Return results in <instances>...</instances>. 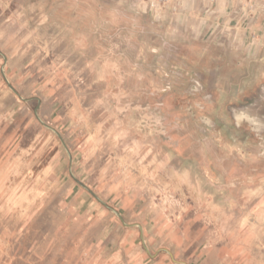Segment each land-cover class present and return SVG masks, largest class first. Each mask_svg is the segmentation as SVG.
<instances>
[{
	"label": "rangeland",
	"instance_id": "1",
	"mask_svg": "<svg viewBox=\"0 0 264 264\" xmlns=\"http://www.w3.org/2000/svg\"><path fill=\"white\" fill-rule=\"evenodd\" d=\"M257 4L0 0V264H264Z\"/></svg>",
	"mask_w": 264,
	"mask_h": 264
},
{
	"label": "flooded vegetation",
	"instance_id": "2",
	"mask_svg": "<svg viewBox=\"0 0 264 264\" xmlns=\"http://www.w3.org/2000/svg\"><path fill=\"white\" fill-rule=\"evenodd\" d=\"M264 100V98H263ZM245 109H249L248 113L243 117L248 123L254 124L256 126L257 131H264V101H258L257 103L250 104L245 107Z\"/></svg>",
	"mask_w": 264,
	"mask_h": 264
},
{
	"label": "crops",
	"instance_id": "3",
	"mask_svg": "<svg viewBox=\"0 0 264 264\" xmlns=\"http://www.w3.org/2000/svg\"><path fill=\"white\" fill-rule=\"evenodd\" d=\"M248 1L249 0H247V2ZM254 1H255L256 5H258L257 3H260L261 6H258V7L256 6V8H254V7L252 8V11L254 13L252 15L255 16V18H253L254 23H252V24H254V25L259 24V26H261V29L264 31V0H254ZM249 8H246L247 13L250 11V10H248ZM114 74H115V72L112 75L115 76Z\"/></svg>",
	"mask_w": 264,
	"mask_h": 264
}]
</instances>
